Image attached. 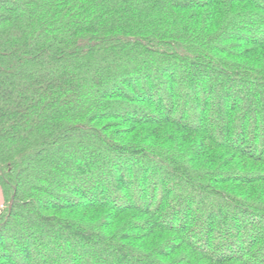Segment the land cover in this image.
<instances>
[{"label": "trees", "instance_id": "1", "mask_svg": "<svg viewBox=\"0 0 264 264\" xmlns=\"http://www.w3.org/2000/svg\"><path fill=\"white\" fill-rule=\"evenodd\" d=\"M0 189V264H264V0H0Z\"/></svg>", "mask_w": 264, "mask_h": 264}, {"label": "rangeland", "instance_id": "2", "mask_svg": "<svg viewBox=\"0 0 264 264\" xmlns=\"http://www.w3.org/2000/svg\"><path fill=\"white\" fill-rule=\"evenodd\" d=\"M171 179L173 178V177H170ZM40 189V188H39ZM6 209V205H5V203H4V197H3V193H2V190L0 189V212H2V211H4ZM25 219H27V217H24ZM26 222H28L27 220H26ZM102 248V247H101ZM100 248V249H101ZM101 253V252H100Z\"/></svg>", "mask_w": 264, "mask_h": 264}]
</instances>
